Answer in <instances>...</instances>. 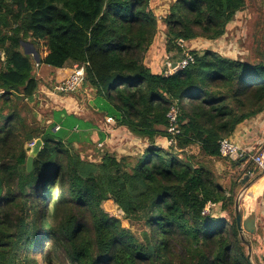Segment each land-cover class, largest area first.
Here are the masks:
<instances>
[{"label":"trees","instance_id":"16d2710c","mask_svg":"<svg viewBox=\"0 0 264 264\" xmlns=\"http://www.w3.org/2000/svg\"><path fill=\"white\" fill-rule=\"evenodd\" d=\"M251 2L260 19L250 61L190 49L194 62L165 77L145 63L160 32L173 61L179 40L222 38L246 0H172L160 18L150 0H0V264H248L247 244L264 264L259 232L241 239L234 211L241 177L258 169L251 155L219 153L264 113V0ZM74 64L84 81L68 95H92L96 116L125 129L133 151L100 150L76 116L47 124L33 113V67ZM174 103L179 134L167 147ZM36 139L27 170L25 146ZM78 140L93 144V159Z\"/></svg>","mask_w":264,"mask_h":264},{"label":"rangeland","instance_id":"374dc122","mask_svg":"<svg viewBox=\"0 0 264 264\" xmlns=\"http://www.w3.org/2000/svg\"><path fill=\"white\" fill-rule=\"evenodd\" d=\"M172 2V0H150L149 6L152 11H154L155 15L159 14L164 8L163 5H168ZM160 3V4H159ZM246 10L242 13H240L235 21L229 26L227 33L220 38L217 41H214L212 43L202 42L201 40L192 42V44H186V46L193 50V51H200L205 49H213L216 52H220L224 55H229L231 57H236L239 59H243L244 61H250L253 57V48L255 45L256 38L253 33V26L255 22H257L260 19V15L257 14L256 8L257 6L251 2V0H246ZM158 18H160V15H157ZM264 19V18H263ZM26 51H29L30 48L27 44H23ZM40 54H44V50L40 49ZM2 66L0 65V68ZM46 66H40V67H33L35 76L39 79L40 87L36 91V101L37 105L33 109V113L35 115H38V118H41V123H44L45 119L50 116V113L53 109L58 110L59 109H67L72 108L74 109V112L80 113L82 110H88L91 111V108L89 106V103L87 102L89 97L83 94L82 87L79 88L78 91H80L81 96L77 97L75 99L76 104L73 105L72 102L65 101L67 97L71 96L68 95V93H61L58 91V87L60 83L64 80H55V79H48L49 74L45 72L44 68ZM72 71V69H71ZM70 71V73H71ZM69 73V74H70ZM68 74V75H69ZM33 103L30 104V106ZM70 105H73V107H68ZM93 105V104H92ZM67 107V108H66ZM94 107V105H93ZM95 108V107H94ZM93 109V108H92ZM97 109V108H95ZM92 112V111H91ZM90 117V115L88 116ZM56 128V127H55ZM54 128V130H55ZM78 140V144L75 150L76 151H82V157L87 158L89 160L93 159L94 156V148L93 144L91 146H88L86 144L81 145ZM97 143V146L100 150H106V152L109 153H116V154H122L124 151L116 149V147H120L121 144H111L109 147L106 148L105 144L103 143ZM115 143V142H112ZM31 144V143H28ZM264 140L263 143H261L259 146L256 147V149L253 150V155L258 154L259 151L263 149ZM249 154H251V151H249ZM90 156V157H89ZM252 162V160H250ZM253 163V162H252ZM243 166H241L242 169ZM257 168V167H256ZM258 169V168H257ZM247 175V174H246ZM258 175L262 176L259 172L252 173V176H249V179L244 183L241 184V189L238 191L236 196V201L238 202L239 211L243 215V220L248 219V225L249 227H254L255 232H259V235L261 236V239L263 240V247H264V216L261 217L259 212L262 208L264 211V202L262 203V197L264 196V185H261L260 187H253L252 185L258 182ZM244 176V175H243ZM241 177V179L243 178ZM240 179V180H241ZM250 187V188H249ZM249 188V189H248ZM248 189V190H247ZM106 209L113 215H119L122 216L121 212H119L115 205L112 202H107L105 204ZM257 213L256 220H254V215ZM224 215V214H223ZM122 223L130 228V230L134 233L137 232V226H130L127 224L126 221H122ZM254 232V233H255ZM253 233V234H254ZM248 232H245L243 234V239H249V235H253ZM248 246H251L247 244V255H248ZM250 261L253 263V259L250 253L249 256Z\"/></svg>","mask_w":264,"mask_h":264},{"label":"crops","instance_id":"0c3cea01","mask_svg":"<svg viewBox=\"0 0 264 264\" xmlns=\"http://www.w3.org/2000/svg\"><path fill=\"white\" fill-rule=\"evenodd\" d=\"M160 4V3H159ZM167 5H163L162 7L166 8ZM163 12L161 11L157 15H162ZM163 30V27L161 31ZM192 44V43H191ZM205 49V48H203ZM175 58L173 61H171L170 58H168V54L165 52V39L164 35L160 32L157 37L155 38V41L149 50L146 58L145 63L148 67H150V70L153 74H160L165 70L166 64L168 63H175L178 60ZM73 65H66L62 69H56L52 70L48 67H45L44 70L49 75L48 79H55V80H64L68 74L70 73ZM89 97L88 103L91 108V111L88 110H82L80 113L74 112V109L72 108H61L57 110L53 109L50 113V116L45 119V123L50 124L55 120V115L60 112H64L67 116L72 115L73 117L76 116L78 118H81L82 121L86 125L85 131L87 134L90 135V141L92 143L97 144L96 142H100L105 144L106 148L109 147L111 144H119L120 142L121 146L116 147V149H120L124 151L125 153L133 151V140L132 138L126 133L125 129L123 128H117L114 127V124H108L106 122H103L101 117H97L96 114H99L97 109H95L92 105L93 102V96L87 93ZM75 97H67L65 101L72 102L73 105L76 104ZM73 105H70L68 107H73ZM90 115V117H88ZM66 116V118H67ZM63 118L62 121H64V114L61 116ZM38 118V115H37ZM41 120V118H38ZM87 136V135H86ZM85 137V135H84ZM264 140V113L257 118H254L252 120H249L243 124L237 129L236 133L232 136L230 139L231 142L235 143L242 151L244 155H253V150L256 149L257 146H259L261 143H263ZM115 142V143H112ZM81 145L86 144L85 142L81 141L79 142ZM78 144V143H77ZM88 145V144H86ZM90 145V144H89ZM164 146H166V141H164ZM249 151H251V154H249ZM258 182L253 184L252 186L260 187L261 185H264V177L258 175ZM250 188V187H249ZM248 188V189H249ZM247 189V190H248ZM264 202V196L262 197V203ZM260 216H264V211L261 208L260 211H258ZM257 213L254 215V220H256ZM264 218V217H263Z\"/></svg>","mask_w":264,"mask_h":264},{"label":"built area","instance_id":"2783aa9c","mask_svg":"<svg viewBox=\"0 0 264 264\" xmlns=\"http://www.w3.org/2000/svg\"><path fill=\"white\" fill-rule=\"evenodd\" d=\"M186 44L187 43L182 40H179L177 42V45L182 50L181 55L175 63L166 64L165 70L163 72V75L165 77L183 71L187 66L194 62V57L189 52L190 49L186 46ZM83 81L84 67L82 65L74 64L72 66L71 73L64 81L60 83L58 91H60L61 93L73 92L82 84ZM177 117L178 107L174 103L171 105L169 111L166 114V119L168 123L166 132L169 134V138L165 140L167 147L176 144L175 136L179 134V129L177 127ZM106 123L114 124V120L112 118H106ZM57 129L58 127L55 128V130ZM219 153L222 157H231L233 159H237L244 156L243 151L235 143L231 142L228 139H224L219 142ZM251 160L259 169L260 174L264 177V147L261 151H259L258 154L252 155ZM248 175L252 176V173H248ZM211 208H213V205L207 204V206L203 210L202 215H208Z\"/></svg>","mask_w":264,"mask_h":264},{"label":"water","instance_id":"95a60500","mask_svg":"<svg viewBox=\"0 0 264 264\" xmlns=\"http://www.w3.org/2000/svg\"><path fill=\"white\" fill-rule=\"evenodd\" d=\"M28 46H29L30 50L29 51L25 50V53L32 55L33 58L35 59V61L37 62L38 59H39L38 58V54L35 52V50L33 49V47L31 45H28ZM40 147H41L40 139H36L31 145L27 144L25 146V150L28 152V157H27V160H26V168H27V170H29L31 168L32 159L36 155V153L39 151ZM248 179H249V175L248 174L244 175L243 178L240 180V184H244ZM115 207L118 210L117 205H115ZM234 211H235L236 227H237V230H238V233H239L241 239H243V234L245 232L253 234L255 232V228L254 227H249L248 219L243 220V215L239 211L238 202L235 203ZM250 253H251V250H250V247L248 246V255H247L246 261H247L248 264H253L250 261V259H249Z\"/></svg>","mask_w":264,"mask_h":264}]
</instances>
